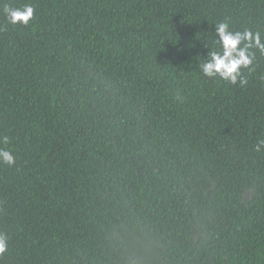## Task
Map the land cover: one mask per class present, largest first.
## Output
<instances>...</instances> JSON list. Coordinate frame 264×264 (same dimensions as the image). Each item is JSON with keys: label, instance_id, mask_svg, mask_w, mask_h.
<instances>
[{"label": "trees", "instance_id": "trees-1", "mask_svg": "<svg viewBox=\"0 0 264 264\" xmlns=\"http://www.w3.org/2000/svg\"><path fill=\"white\" fill-rule=\"evenodd\" d=\"M0 152V264H264V0H0Z\"/></svg>", "mask_w": 264, "mask_h": 264}, {"label": "clouds", "instance_id": "clouds-1", "mask_svg": "<svg viewBox=\"0 0 264 264\" xmlns=\"http://www.w3.org/2000/svg\"><path fill=\"white\" fill-rule=\"evenodd\" d=\"M12 15L15 17L13 22L20 20L27 22L32 16V9L30 7L26 9V15H22L19 12L12 13ZM226 27V25H222L219 28V33L225 45V54L223 57L214 56L216 63L210 67H215L216 70L222 72L226 78L234 79V74L238 71L239 66H246L250 63V61L246 58L245 52L239 50L242 37L239 34H236L235 36L228 34L226 32ZM243 39L250 40V34L246 33ZM256 42L259 44L258 38ZM0 159L11 162V157L8 153L0 152Z\"/></svg>", "mask_w": 264, "mask_h": 264}, {"label": "water", "instance_id": "water-1", "mask_svg": "<svg viewBox=\"0 0 264 264\" xmlns=\"http://www.w3.org/2000/svg\"><path fill=\"white\" fill-rule=\"evenodd\" d=\"M251 195H252V193H249V194L247 195L246 199L249 198V196H251Z\"/></svg>", "mask_w": 264, "mask_h": 264}]
</instances>
